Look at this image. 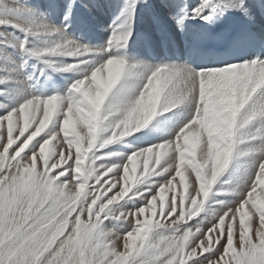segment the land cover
<instances>
[{"label":"snow or ice","instance_id":"1","mask_svg":"<svg viewBox=\"0 0 264 264\" xmlns=\"http://www.w3.org/2000/svg\"><path fill=\"white\" fill-rule=\"evenodd\" d=\"M0 264H264V0H0Z\"/></svg>","mask_w":264,"mask_h":264}]
</instances>
